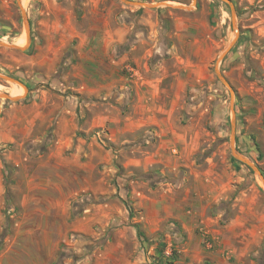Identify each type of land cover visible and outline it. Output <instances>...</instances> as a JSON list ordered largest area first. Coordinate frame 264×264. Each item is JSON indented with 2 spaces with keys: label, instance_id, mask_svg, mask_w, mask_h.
<instances>
[{
  "label": "rangeland",
  "instance_id": "1",
  "mask_svg": "<svg viewBox=\"0 0 264 264\" xmlns=\"http://www.w3.org/2000/svg\"><path fill=\"white\" fill-rule=\"evenodd\" d=\"M18 1L0 0V40L25 41L20 6L30 28L0 45L18 96L0 97V264H264V182L231 153L215 73L264 179V0H230L234 23L222 0Z\"/></svg>",
  "mask_w": 264,
  "mask_h": 264
},
{
  "label": "water",
  "instance_id": "2",
  "mask_svg": "<svg viewBox=\"0 0 264 264\" xmlns=\"http://www.w3.org/2000/svg\"><path fill=\"white\" fill-rule=\"evenodd\" d=\"M19 1H18V3H19ZM121 1H123L124 3L129 4V5H137V6H140V7L141 6L153 7V6H156V5L159 4V3H143V2H137V1H132V0H121ZM222 1H225V2H227L229 4L230 9H231L232 22L234 23L235 10H234L233 4L231 3L230 0H222ZM192 2L194 3L195 0H192ZM190 6L191 5H189L187 7H184V8L188 9ZM20 9H21L23 23H24V27H25V31H26V37H27L28 44H29V41H30L29 21H28V18L26 17V14H25V12H24V10H23V8L21 6H20ZM237 37H238V33H235V38L229 44V48H231L234 45L235 41L237 40ZM0 45L6 46V47L18 48V49H24L25 48V47L17 46V45H15L13 43H5V42H0ZM224 55H225V52L219 58H222ZM215 73H216L217 77L219 78V80L228 88V90L230 92V95H231V112H232V118H231V134H230V148H231V153L238 160H240V161L246 163L247 165H249L250 167H252L253 170L256 171V173L261 177V179L264 182V179L261 176V172L258 170V168L255 165H253V163L246 156H244L243 154L239 153L237 151V149L235 148V146H234V143H235V116H234V110H233V90H232L231 85L223 77V75L217 70V68H215ZM2 77L4 79L9 80V81H13V82L19 83L16 79H14L12 77H8V76H2ZM0 97L9 98V99H13V100L18 99V96H10V95H7V94H0Z\"/></svg>",
  "mask_w": 264,
  "mask_h": 264
},
{
  "label": "trees",
  "instance_id": "3",
  "mask_svg": "<svg viewBox=\"0 0 264 264\" xmlns=\"http://www.w3.org/2000/svg\"><path fill=\"white\" fill-rule=\"evenodd\" d=\"M125 206L128 209V211H129V217H132L133 216L132 208H131L130 203H129L128 200H125ZM134 226L136 228L137 234L139 236H141L143 239H147L146 235L144 234V232L142 231L140 226L138 224H134ZM262 254L264 255V248H262Z\"/></svg>",
  "mask_w": 264,
  "mask_h": 264
},
{
  "label": "bare ground",
  "instance_id": "4",
  "mask_svg": "<svg viewBox=\"0 0 264 264\" xmlns=\"http://www.w3.org/2000/svg\"><path fill=\"white\" fill-rule=\"evenodd\" d=\"M19 5H21V0L19 1ZM192 6V5H191ZM191 6L189 8H191ZM236 20V19H235ZM236 24V23H235ZM236 28V26H235ZM235 30V29H234ZM0 42H5V40H0ZM6 43V42H5ZM15 45L17 46H21V47H26L28 45V40H27V37L25 38V41L22 43V44H16L14 43ZM24 91H26L25 87L22 88ZM12 95H15L17 96V94H12Z\"/></svg>",
  "mask_w": 264,
  "mask_h": 264
}]
</instances>
